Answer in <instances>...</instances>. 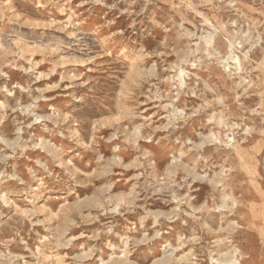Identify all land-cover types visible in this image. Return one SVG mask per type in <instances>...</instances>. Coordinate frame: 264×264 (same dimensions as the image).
I'll use <instances>...</instances> for the list:
<instances>
[{
  "label": "rangeland",
  "instance_id": "rangeland-1",
  "mask_svg": "<svg viewBox=\"0 0 264 264\" xmlns=\"http://www.w3.org/2000/svg\"><path fill=\"white\" fill-rule=\"evenodd\" d=\"M0 264H264V0H0Z\"/></svg>",
  "mask_w": 264,
  "mask_h": 264
}]
</instances>
